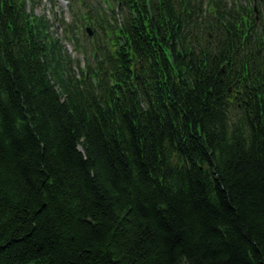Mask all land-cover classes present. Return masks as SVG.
<instances>
[{
    "label": "trees",
    "instance_id": "1",
    "mask_svg": "<svg viewBox=\"0 0 264 264\" xmlns=\"http://www.w3.org/2000/svg\"><path fill=\"white\" fill-rule=\"evenodd\" d=\"M104 1L0 0V264H264V1Z\"/></svg>",
    "mask_w": 264,
    "mask_h": 264
},
{
    "label": "rangeland",
    "instance_id": "2",
    "mask_svg": "<svg viewBox=\"0 0 264 264\" xmlns=\"http://www.w3.org/2000/svg\"><path fill=\"white\" fill-rule=\"evenodd\" d=\"M91 5L99 6L100 10L102 7L108 11L106 8L107 6V1L104 0H88ZM111 2L112 0H108ZM115 3H117L115 1ZM37 13L38 14H44L47 16V18L51 21L54 22L56 25V28L59 27L58 34L59 38L63 39L64 37V30H63V22L62 20L65 19L66 23L68 24H73L76 21V17L74 16L73 13V7L72 4L69 2V0H41L37 7ZM108 20V18H106ZM109 21V20H108ZM111 22V20L109 21ZM111 23H108L110 25ZM86 27H91L89 25H86L85 27L80 26L78 28L79 31H77V35L80 39L81 45H84L85 47H91L97 45V43L104 44L106 42V38L101 30H94L93 35L89 37L87 32L85 31ZM67 50L69 54H71L74 58H77L82 62V66H85V55H83L80 52H77L75 49V46L72 44H68L66 41H64Z\"/></svg>",
    "mask_w": 264,
    "mask_h": 264
},
{
    "label": "water",
    "instance_id": "3",
    "mask_svg": "<svg viewBox=\"0 0 264 264\" xmlns=\"http://www.w3.org/2000/svg\"><path fill=\"white\" fill-rule=\"evenodd\" d=\"M261 1H262V0H261ZM255 11H256V13L258 14V6H257V5H255ZM87 31H88L89 35L92 36L91 29H90V28H87ZM223 71H225V67H223Z\"/></svg>",
    "mask_w": 264,
    "mask_h": 264
},
{
    "label": "flooded vegetation",
    "instance_id": "4",
    "mask_svg": "<svg viewBox=\"0 0 264 264\" xmlns=\"http://www.w3.org/2000/svg\"><path fill=\"white\" fill-rule=\"evenodd\" d=\"M261 13V12H260ZM259 16H260V14H259ZM259 23H260V18L257 20ZM257 75V79L259 80L260 79V74H261V72L260 71H258V73H256Z\"/></svg>",
    "mask_w": 264,
    "mask_h": 264
}]
</instances>
